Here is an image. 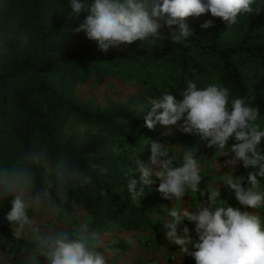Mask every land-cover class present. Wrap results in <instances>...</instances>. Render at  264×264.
<instances>
[{
    "label": "clouds",
    "instance_id": "9594fccd",
    "mask_svg": "<svg viewBox=\"0 0 264 264\" xmlns=\"http://www.w3.org/2000/svg\"><path fill=\"white\" fill-rule=\"evenodd\" d=\"M254 3L255 0H92L89 4L70 0V8L76 18L86 13L74 32L85 33L106 53L112 47L159 37L161 20L169 29L178 26V31L171 32L174 42L186 43L192 35L187 18L210 13L231 27L239 15L254 12ZM214 26L212 20L201 25L204 29ZM180 96L182 99L177 100L176 95L165 91L161 97L151 99L145 126L152 130L157 123L171 127L182 121L183 133L197 135L209 148L215 147L230 157L223 162L227 171L220 183L240 207L220 198L214 180L200 187L202 169L195 149H184L182 162L177 165L169 146L158 140L150 144L147 163L136 159L135 168L124 173L129 178L127 188L132 200L144 197V189L158 182L156 191L164 200L174 202L170 209L162 207L167 217L162 221L166 239L191 256L195 264H264V219L247 210L264 209V149L260 147L264 130L256 123L259 110L251 107L246 97L230 99V89L219 83L198 88L189 80ZM229 141H234L231 146ZM238 166L247 170L246 174L238 175ZM89 168H99L101 174L108 171L95 164ZM134 173L139 175V181L131 178ZM70 184L88 186L92 177L67 155L60 153L53 158L43 144H34L12 162L0 164V201L10 199L5 218L13 227V236L20 239L26 227L34 234L29 264H41V257L47 264H108L107 257L113 250L99 230L82 223L72 230L42 233L28 215L30 208H49L54 216L66 214ZM189 193L200 198L195 208L178 207ZM185 221L194 225V236Z\"/></svg>",
    "mask_w": 264,
    "mask_h": 264
},
{
    "label": "trees",
    "instance_id": "16d2710c",
    "mask_svg": "<svg viewBox=\"0 0 264 264\" xmlns=\"http://www.w3.org/2000/svg\"><path fill=\"white\" fill-rule=\"evenodd\" d=\"M47 2L0 0V164L12 162L37 143L46 145L53 158L60 153L67 155L91 175L92 184H70L65 211H84L90 228L100 232H144L153 228L149 218L153 202L145 195L132 200L127 188L129 178L124 173L135 168L136 159L147 163L145 157L136 154L142 142L151 139L172 143L174 139L156 136L136 110L102 111L77 104L50 80L84 81L90 75L99 79L103 67L114 73L130 67L137 72L147 69L142 79L145 95L156 99L167 91L177 100L182 99L180 93L189 80L198 88L219 83L230 89V99L246 97L251 107L258 108L256 123L264 130V10L260 11L264 0H255L256 15L250 21L246 19L244 33L232 42H224L227 25L219 18L211 16L215 26L209 28L208 39L201 29L194 28L186 43L174 42L171 32L178 31V26L169 29L161 20L162 40L122 44L106 53L85 33H75L66 21L71 15L70 0L50 3L49 9ZM85 2L90 4L92 0ZM246 15H239L237 22H244ZM80 17L83 21L86 13ZM186 23L194 25L188 18ZM60 114L72 116L107 137L78 145L58 128ZM260 147L264 149V139ZM91 164L108 171H93ZM246 172L238 166V175ZM201 175L200 187L204 188L211 178ZM131 177L139 181L138 174ZM101 191L106 194L100 195ZM196 197L199 201L198 194ZM9 210L10 199L0 201V239L14 242L17 252L32 251L33 243L12 235L5 218ZM28 215L32 218L29 210Z\"/></svg>",
    "mask_w": 264,
    "mask_h": 264
},
{
    "label": "rangeland",
    "instance_id": "374dc122",
    "mask_svg": "<svg viewBox=\"0 0 264 264\" xmlns=\"http://www.w3.org/2000/svg\"><path fill=\"white\" fill-rule=\"evenodd\" d=\"M47 1L48 4H54L58 0ZM48 4L47 8L49 9L52 4ZM252 7L254 12L247 14L244 22L240 21L226 28V33L223 38L224 42H232L244 33L246 29V19L250 21L252 17L256 15V4L254 3ZM262 10L264 9L260 11ZM188 19L194 21V25L191 26L188 24L191 30L194 28L201 29L207 39L210 37L209 28L204 29L201 27L205 21L212 20L210 13L203 14L199 17H189ZM66 21L70 22L74 29L83 22L82 17L79 16L76 18L72 13L71 15H67ZM161 35L162 34L159 32V37H150L149 40L156 38L162 40ZM146 73L147 69L137 72L134 67L125 68L121 73H114V71L103 67V70L100 71L99 79L94 75H90L84 81L79 79H66L63 81L60 80V82H56V80H50L49 82L59 86L67 99L87 108H98L102 111L126 108L128 110H136L137 114L145 117L148 112L151 111V99L145 95L144 84L142 82L143 76ZM148 73L151 74V72ZM180 124H182V121L176 126L164 127L157 123L153 129L158 137H164L166 135L173 137L174 141L172 143L168 140H163L162 143L169 146V151L175 157V161L178 163L182 162L184 149H195L197 158L200 154H203V151L209 154L216 151L209 148L207 142L201 141L197 135L183 133L180 130ZM58 126L65 136L73 137L78 145L86 144L91 140L107 137V135L97 132L92 126L83 124L72 116L66 117L60 114L58 117ZM151 142V139L142 142L141 150L136 151V154L145 157L147 162L151 155ZM203 143L204 147L206 145L205 150H201L197 146H202ZM143 149L145 152H141ZM132 155L130 154V156ZM224 155L225 154L219 153L222 161L220 162L219 159L216 158V161H213L212 165L208 164L207 168L214 169L218 173L216 183H218L220 189V197H224V200H227L229 205L240 207L234 195L220 183L222 175L224 174L223 171H227V169L221 168L219 165H223V162L230 158ZM204 160L205 159H199V162H204ZM157 188L158 182L150 188H145V197L153 202L152 212L149 215L153 227L152 229L144 232H118L112 229L101 232L105 243L109 244L113 250L112 254L107 257L108 264H195V260L191 256L180 252L178 246L166 239L162 221L167 217L166 210L163 208L170 209L174 202L164 200L161 194L156 191ZM53 194L54 191L52 195ZM198 202L196 195L189 193L177 206L181 208H195ZM247 210L255 212L264 219V209ZM29 211L32 214L31 219L35 222L34 226L38 227L42 233L53 232L55 230H72L82 223H87L90 227L89 217L84 211L79 209H73L70 212L65 211L66 214H61L60 216L52 215L51 209L49 208H30ZM185 224L189 227L190 232L194 236V225L187 221H185ZM10 231L13 235L12 225L10 226ZM20 239L34 244V234L30 227H26ZM30 253L31 251L26 249L17 252V246L14 242L9 243L0 239V264H29ZM39 259L41 264H47L46 258L41 257Z\"/></svg>",
    "mask_w": 264,
    "mask_h": 264
},
{
    "label": "crops",
    "instance_id": "0c3cea01",
    "mask_svg": "<svg viewBox=\"0 0 264 264\" xmlns=\"http://www.w3.org/2000/svg\"><path fill=\"white\" fill-rule=\"evenodd\" d=\"M197 146L201 150H205L206 149L205 148L206 145L204 147V143L202 144V146H200V145H197ZM212 149L216 150L215 147H212ZM202 153L203 154H200L199 157H198L200 160L201 159H205L204 162H200V167L202 169L201 174L207 175V176H209L211 178V181L214 180L215 182H217V178H218L217 177L218 176L217 171L214 170V169L213 170L212 169H208L207 167H208V164L212 165L213 161H216V158H218L219 161L221 162L222 159L220 158L219 153H221V154H225V153L222 152V151H219V150H216L215 152H212L211 154L206 153V151H203ZM205 164H207V165H205ZM220 167L223 168L222 165ZM225 172L226 171H223V173H225Z\"/></svg>",
    "mask_w": 264,
    "mask_h": 264
}]
</instances>
